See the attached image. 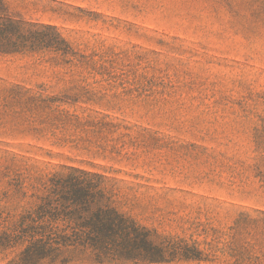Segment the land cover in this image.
Instances as JSON below:
<instances>
[{"label":"rangeland","instance_id":"1","mask_svg":"<svg viewBox=\"0 0 264 264\" xmlns=\"http://www.w3.org/2000/svg\"><path fill=\"white\" fill-rule=\"evenodd\" d=\"M3 1L82 58L0 56V264L70 167L103 175L156 243L199 253L126 264H264V0Z\"/></svg>","mask_w":264,"mask_h":264},{"label":"trees","instance_id":"2","mask_svg":"<svg viewBox=\"0 0 264 264\" xmlns=\"http://www.w3.org/2000/svg\"><path fill=\"white\" fill-rule=\"evenodd\" d=\"M54 55L62 64L81 62L52 25L25 22L0 0V56ZM101 174L79 168L52 174L35 207L22 216L9 240L24 244L14 264L61 263L64 251L89 252L95 264L168 263L198 260L199 253L179 243H156L153 235L112 205Z\"/></svg>","mask_w":264,"mask_h":264}]
</instances>
